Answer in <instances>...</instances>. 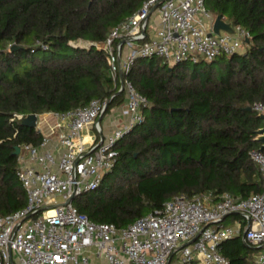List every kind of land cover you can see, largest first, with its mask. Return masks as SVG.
I'll use <instances>...</instances> for the list:
<instances>
[{"label": "trees", "instance_id": "obj_1", "mask_svg": "<svg viewBox=\"0 0 264 264\" xmlns=\"http://www.w3.org/2000/svg\"><path fill=\"white\" fill-rule=\"evenodd\" d=\"M146 0H0V214L27 204L17 146L44 134L23 116L63 113L126 101L104 43L111 29ZM209 10L249 32L245 51L213 60L139 56L125 74L145 95L144 118L117 143V160L76 206L95 222L126 227L185 193L261 192L263 172L251 153L264 126V0H206ZM264 151V149L262 150ZM230 264H251L256 248L241 235L223 241Z\"/></svg>", "mask_w": 264, "mask_h": 264}, {"label": "built area", "instance_id": "obj_2", "mask_svg": "<svg viewBox=\"0 0 264 264\" xmlns=\"http://www.w3.org/2000/svg\"><path fill=\"white\" fill-rule=\"evenodd\" d=\"M215 18L206 0H146L111 29L98 47L107 52L115 84L125 92L126 120L104 134L102 119L110 100L93 99L53 112L59 126L67 127L58 137L61 150L47 148L50 134L38 145L20 144L16 174L27 204L0 214V264H230L220 245L237 235L256 248L251 264H264V186L247 197L182 193L123 228L93 221L70 200L102 182L117 160L118 141L144 118L148 99L125 76L137 57L159 56L174 63L213 60L241 49L249 32L233 25L234 32L216 33ZM255 108L264 113L262 103ZM23 117L16 114L14 119ZM87 127L97 133L90 142ZM251 156L264 178V151L253 150ZM230 216L234 223H224Z\"/></svg>", "mask_w": 264, "mask_h": 264}, {"label": "crops", "instance_id": "obj_3", "mask_svg": "<svg viewBox=\"0 0 264 264\" xmlns=\"http://www.w3.org/2000/svg\"><path fill=\"white\" fill-rule=\"evenodd\" d=\"M226 19V17H224ZM126 105V101L119 105L113 107L114 114H111L110 117L112 120L108 125H106V129L104 130V134L110 133L112 129H110V125L114 122L115 127L120 126L123 123V120H126V117H123V108ZM41 117V121L39 118ZM109 121V119H108ZM61 122V121H60ZM37 129L43 132V134L51 135L52 141L48 144L47 148L58 151L61 150V148L58 146V137L59 135L67 130L66 123H62L59 126V119L53 112H46L43 114L38 115V121H37ZM86 141L90 142L94 138H96L97 133H95L94 129L91 127H87L84 130ZM227 219V218H226ZM226 219L224 220V223L226 222ZM239 236V235H237ZM242 236V235H241ZM243 238V236H242ZM244 239V238H243ZM245 241V240H244ZM246 242V241H245ZM254 258V256H253Z\"/></svg>", "mask_w": 264, "mask_h": 264}, {"label": "water", "instance_id": "obj_4", "mask_svg": "<svg viewBox=\"0 0 264 264\" xmlns=\"http://www.w3.org/2000/svg\"><path fill=\"white\" fill-rule=\"evenodd\" d=\"M157 5H155L152 8L151 12L154 11V9L157 7ZM213 30L216 33H220L222 31L234 32L233 24L229 21H226V19L224 18V16L222 14H218L216 16L214 26H213ZM246 40L248 41L249 38H246ZM121 77H122V84H123V75H121ZM122 91H123V88H121L119 90V92H122ZM109 104H110V101L108 102V105ZM260 114L264 118V113H260ZM37 121H38V114L37 113H32V114L26 115L22 118L23 124L28 125L30 127H37ZM257 132H258L257 139H259L262 142V146H261L260 150H263L264 149V126L261 127ZM19 152H20V146H17L16 154H19ZM74 198L75 197H72L70 200H73Z\"/></svg>", "mask_w": 264, "mask_h": 264}, {"label": "rangeland", "instance_id": "obj_5", "mask_svg": "<svg viewBox=\"0 0 264 264\" xmlns=\"http://www.w3.org/2000/svg\"><path fill=\"white\" fill-rule=\"evenodd\" d=\"M154 18V17H153ZM245 48H246V46L245 45H243L242 47H241V49H240V51H245ZM170 65H172V63H169ZM111 114H114V112H113V109L111 108V110L110 111H108L105 115H104V117H103V119H102V124H103V127H104V130L106 129V125H108L109 123H110V121L112 120V118L110 117V115ZM108 119H109V121H108ZM39 120L41 121V117L39 118ZM110 129H112L111 130V132L114 130V129H116V127H115V123L113 122L111 125H110ZM110 132V133H111ZM106 134V133H105ZM109 133H107L106 135H108ZM79 200V197H75L74 199H73V202L76 204V202ZM235 217V216H234ZM233 216H230V217H228L227 219H226V224H233L234 223V218Z\"/></svg>", "mask_w": 264, "mask_h": 264}]
</instances>
